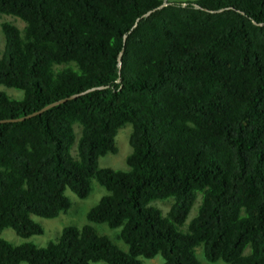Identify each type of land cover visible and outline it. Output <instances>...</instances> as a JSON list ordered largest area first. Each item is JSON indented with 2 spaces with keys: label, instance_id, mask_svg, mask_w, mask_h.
Masks as SVG:
<instances>
[{
  "label": "trees",
  "instance_id": "1",
  "mask_svg": "<svg viewBox=\"0 0 264 264\" xmlns=\"http://www.w3.org/2000/svg\"><path fill=\"white\" fill-rule=\"evenodd\" d=\"M167 1L128 32L163 0H0L24 22L0 23V84L22 91L0 90V119L104 86L0 123V233L40 235L32 216L66 212V189L106 190L44 246L0 236V264H200L197 245L209 261L264 264V0ZM126 123L128 169L100 167ZM169 197L165 214L152 204ZM92 223L119 228L126 250Z\"/></svg>",
  "mask_w": 264,
  "mask_h": 264
},
{
  "label": "rangeland",
  "instance_id": "2",
  "mask_svg": "<svg viewBox=\"0 0 264 264\" xmlns=\"http://www.w3.org/2000/svg\"><path fill=\"white\" fill-rule=\"evenodd\" d=\"M194 1V0H191ZM3 21H9L16 25L18 28H22L24 26V22L17 17L11 15H0V23ZM5 45V36L1 31L0 27V55L4 49ZM0 90L5 92L8 96L12 98H21L22 91L17 90L12 87H6L0 84ZM75 143L77 137L79 135L80 127L75 124ZM131 132V126L129 123L124 124L121 128L118 129L117 134L115 136V141L117 145L116 153H107L98 158V165L100 167H111L114 169H128L125 159L126 156L130 153L131 148L128 143V138ZM75 148V145L73 146ZM106 193V190L100 186L95 180H92V190L86 198H78L73 192L69 189H66L65 194L70 199V207L66 212L60 213L55 218H43L39 216H32V218L38 222L42 228L43 233L40 235H32L28 238H22L15 234V232L10 228H5L1 231L0 236L6 240H8L12 244H20L24 241H30L37 246H44L49 241H55L60 234L61 229L66 225H76L81 226L87 222L86 220V212L88 209L96 204L102 195ZM200 201V194H198L197 199L195 200L193 206L189 210L187 217L185 219L184 224L180 227L182 230H186L187 224L189 220L195 215L197 206ZM173 202V198L169 197L163 200H155L152 202L153 205L158 206L162 213L165 214L169 209V206ZM93 227L97 231V233L107 236L111 239L119 248L122 250H126V245L117 238V234L119 232V228H109L104 223H92ZM195 254L200 262V264H224L222 260L217 261H209L205 258L203 253L202 245H197L195 247ZM144 264H162L163 258L158 254L153 258H141ZM22 264H28L23 262ZM90 264H105L104 262H91Z\"/></svg>",
  "mask_w": 264,
  "mask_h": 264
},
{
  "label": "water",
  "instance_id": "3",
  "mask_svg": "<svg viewBox=\"0 0 264 264\" xmlns=\"http://www.w3.org/2000/svg\"><path fill=\"white\" fill-rule=\"evenodd\" d=\"M168 4V1L167 0H163V2L161 4H159L158 6L154 7V8H151L149 10H147L146 12H144L142 15H140L139 17L136 18L134 24L131 26L130 30L128 32H130L133 28H135L138 24V22L140 21V19L142 18H145L147 16H149L153 11H155L156 9H159L161 8L162 6H165ZM195 6L198 7L197 4H195ZM223 10V8H219V9H216V10H210V11H213V12H217V11H221ZM260 25H262L263 23H258ZM127 34H124L123 35V41L125 40ZM122 52H123V49L119 52L118 54V58H117V63H118V67L120 68L121 67V55H122ZM120 80V77L117 78V81ZM104 86L100 85V86H96V87H91V88H88L82 92H79V93H75V94H71L69 96H66V97H63V98H60V99H57L49 104H46L45 106L41 107L40 109L38 110H35L29 114H26V115H23V116H19V117H14V118H2L0 119V123L1 122H15V121H21V120H24L26 118H29V117H32V116H35L39 113H41L42 111L48 109L49 107H52L54 105H57L59 103H63L65 101H67L68 99H72L82 93H85L87 91H90V90H94V89H100V88H103Z\"/></svg>",
  "mask_w": 264,
  "mask_h": 264
}]
</instances>
